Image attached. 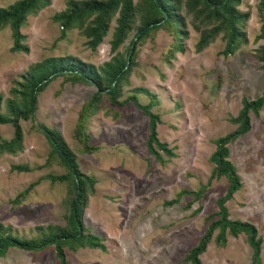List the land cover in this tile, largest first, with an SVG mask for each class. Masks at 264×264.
<instances>
[{
  "label": "rangeland",
  "instance_id": "obj_1",
  "mask_svg": "<svg viewBox=\"0 0 264 264\" xmlns=\"http://www.w3.org/2000/svg\"><path fill=\"white\" fill-rule=\"evenodd\" d=\"M15 1L0 0V8ZM66 3L52 0L48 8L27 19L22 29L27 53H13L11 30H0V95L4 99L10 98L15 82L46 59L71 56L99 68L115 56L110 45L115 19L96 51L87 46L82 30L73 29L61 38L62 28L53 17L66 9ZM260 3L242 0L239 11L250 13L248 43L234 55H222L226 48L223 35L198 52L200 33L191 25L182 41L183 51L169 61L173 38L167 31L160 30L155 40L138 48L136 66L119 99L126 104L113 106L105 99L98 114L88 121L92 142L98 147L94 154L80 152L82 145L74 131L79 111L96 88L72 84L63 76L51 82L38 98L35 121L21 122L24 150L0 157V223L24 239L35 238L38 227L65 225L67 189L46 176L66 171L46 165L51 147L35 127L43 124L60 132L76 154L80 170L97 180L83 221L106 250H66L71 264H192L186 258L205 236L210 225L207 219L219 211L217 201L229 187L225 177L211 181L215 141L237 128L231 119L238 116L243 101L256 100L264 92V71L257 60L258 49L264 45V40L257 41L263 24ZM134 38L132 32L119 52L125 54ZM141 88L157 96L159 105L152 110L162 119L159 139L176 155H165L164 163L148 151V117L128 101ZM137 96L142 105L151 101L145 94ZM250 117L251 131L229 146L243 187L226 205L231 219L257 228L264 264V109L259 117L253 113ZM13 137L12 125H0L1 139ZM19 165H28L31 171L12 169ZM31 184L36 185L16 202ZM204 186L207 189L200 201L184 196L172 206L165 205L183 190L198 192ZM54 254L53 247L40 252L11 248L0 264H60ZM252 255L247 235L241 234L229 237L226 247H218L213 239L200 258L202 264H251Z\"/></svg>",
  "mask_w": 264,
  "mask_h": 264
},
{
  "label": "trees",
  "instance_id": "obj_2",
  "mask_svg": "<svg viewBox=\"0 0 264 264\" xmlns=\"http://www.w3.org/2000/svg\"><path fill=\"white\" fill-rule=\"evenodd\" d=\"M51 3L52 0H17L8 7L0 8V30L5 28L11 30L14 42L11 50L13 53L28 52V47L23 43L26 36L22 34V29L26 26L29 17L39 14ZM66 4V9L53 17L54 22L62 28L61 38L64 39L73 29L82 30V34L87 38V46L96 51L108 36L110 26L115 19L116 26L110 42L111 51L115 56L99 68L71 56L46 59L32 66L28 73L21 77V82H15L16 87L11 89L10 98L4 99L0 95V125H12L14 128L12 139L0 138V157L5 154L16 156L24 150L21 122L35 121L39 96L59 76H63L72 84L79 83L96 88L92 98L79 111L74 131L75 138L82 145L80 152L91 155L98 151V147L92 142L88 121L98 114L101 102L105 99L113 106L126 104L119 102V99L136 66L138 48L149 39L155 40L160 30L167 31L173 38L167 61L175 53L183 51L182 41L188 37L189 25L200 33V40L197 43L198 52L206 49L220 35H223L226 41V48L222 52L225 57L234 55L248 43L246 25L250 13L239 11L242 0H67ZM260 11L263 24L257 41L264 40V0H261ZM132 32H135V38L126 53H120L119 49ZM257 60L262 64L261 68L264 71V45L258 49ZM136 93L130 96L128 101L133 102L136 108L148 117L149 136L146 141L148 151L157 162L164 163L165 155L168 157L176 155L168 144L159 139L158 127L162 124V119L159 113H154L152 110L159 105V101L155 94L146 89H137ZM138 94L147 95L151 100L150 103L142 105ZM263 109L264 92L256 100H244L238 116L231 119L232 124L237 128L215 141L216 150L210 158L214 165L211 181L225 177L228 179L229 187L227 193L217 201L219 211L211 214L207 219L210 225L205 236L186 258L192 264H202L200 256L206 252L213 239L218 247H226L229 237L238 238L241 234L247 235L248 243L253 250L251 264H262L263 240L259 237L257 228L249 222L231 219L226 204L243 187L238 170L230 160L229 146L251 131L250 113L259 117ZM35 127L45 136L51 147L46 165L55 164L66 171L65 174L46 176L53 184L64 185L67 189L65 225L38 227L35 238L24 239L14 235L11 226L0 223V258L5 257L11 248L40 252L53 247L54 255L60 264H71L66 250L76 252L88 248L105 251L106 247L102 240L95 236L83 221L89 197L95 194L96 178L80 170L76 154L59 131L43 124ZM12 169L19 173L31 171L28 165L14 166ZM35 185L31 184L25 192H22L16 202L24 199ZM206 189L207 187L204 186L198 192L183 190L177 199L166 202L165 205L172 206L184 196H193L194 201H200ZM192 203L190 202L189 207Z\"/></svg>",
  "mask_w": 264,
  "mask_h": 264
}]
</instances>
